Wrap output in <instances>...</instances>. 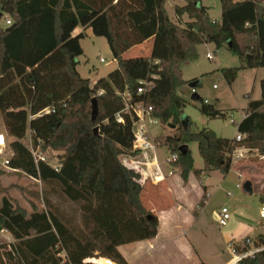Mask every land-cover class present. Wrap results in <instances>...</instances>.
Here are the masks:
<instances>
[{
	"label": "trees",
	"instance_id": "obj_1",
	"mask_svg": "<svg viewBox=\"0 0 264 264\" xmlns=\"http://www.w3.org/2000/svg\"><path fill=\"white\" fill-rule=\"evenodd\" d=\"M181 1L173 8V20L165 9L166 0H0V11L11 20L6 27L0 25V112L6 132L15 138L9 144L12 152L7 167L57 184L61 195L78 205L83 220L80 230L51 209L47 200L46 211L34 208L27 212L2 197L0 229L14 240V244L3 245L10 247L6 255L11 264H60L56 254L61 250L70 264H91L82 260L93 256L130 264L118 247L157 235L159 219L141 199L145 183L122 160L139 152L132 148L134 119L124 111V92L131 95V102L143 100L151 106V114L162 126L174 125L173 134L155 137L160 147L179 152L180 145L197 143L202 169L194 167L189 148L184 154L179 152L174 163L184 181L190 173L198 177L214 170L227 174L238 148L264 156V76L259 82L260 98L248 101L246 115L237 124V133L244 135L241 140L220 137L207 127L191 130L188 116L182 122L187 101L178 94L181 86L191 82L182 78L181 67L197 58L199 44L226 46L239 58V66L220 69L228 84L240 69H264V13L259 16L257 12L264 0H220V20L209 16L201 0ZM38 16L50 17L52 36L43 48L49 40L53 46L18 77L13 72V56H18L20 40L27 37L29 44L32 23L25 22ZM78 27L104 37L116 62L115 69L93 84L77 70L83 53L80 40L85 36L82 30L74 33ZM14 32L21 34L15 39ZM7 36L13 39L8 46ZM153 37L151 55L124 57ZM141 81L149 85L137 94ZM93 98L98 107L94 120ZM196 100L201 101L198 109L206 117L225 116L199 95ZM27 131L40 141L42 151L61 152L58 171L47 162H34L22 140ZM256 186L263 200L264 180ZM253 242L263 246L264 235H257ZM239 264H264V249Z\"/></svg>",
	"mask_w": 264,
	"mask_h": 264
},
{
	"label": "rangeland",
	"instance_id": "obj_2",
	"mask_svg": "<svg viewBox=\"0 0 264 264\" xmlns=\"http://www.w3.org/2000/svg\"><path fill=\"white\" fill-rule=\"evenodd\" d=\"M178 3H183V1L166 0L165 2V9L173 20H175L173 8ZM201 3L209 8L208 13L212 19L220 20L222 12L220 0H201ZM5 17L3 15L0 20L2 27L7 26ZM183 19L187 20V16L184 15ZM81 30L84 31L85 36L80 40L83 53L78 57L77 70L82 77L88 78L90 84H93L94 80L106 77L110 71L115 69L116 62L104 37L92 35L89 28L84 30L82 27H78L75 32L78 33ZM19 34L21 33L15 34L13 38H18ZM11 40H8V36L6 37L7 46L8 44L11 45ZM154 41L151 40L144 45L143 48H147V51L143 48H134L128 51L124 57L151 55ZM207 52L213 54V59L206 57ZM197 54L195 60L182 65L181 72L184 80L194 81L197 79L198 84L191 88L186 83L178 89V94L187 101L184 114L192 121L191 130L196 131L207 127L222 137L235 138L237 123L241 120L238 110L246 106L248 101L246 95L250 94L253 99H259L261 96L259 80L263 75V68L240 69L234 82L228 84L220 69L239 66L240 60L236 55L232 54L226 46L216 48L215 44L211 42L199 44ZM13 72L19 77L22 70L20 66H16ZM193 93L198 94L203 101L207 100L206 103L213 104L217 109L222 110L225 116L210 119L201 114L198 109L201 101L192 99ZM2 123L0 112V130H2ZM150 133L154 137H163L173 134V128L168 125L157 124L150 126ZM28 137L29 131L22 139L26 146H29ZM9 144L10 141L7 139L3 152L0 153V204L2 197L6 196L12 200L15 206L31 212L34 208L46 211L49 203L51 209L57 210L64 219L83 230L82 214L78 205L65 199L57 184H46L22 171L13 170L4 165V159H9L12 152ZM188 148L193 157L194 167L202 169L204 163L199 154L197 143L190 142ZM239 152H244L246 155L249 153L244 148L235 150V154ZM43 153L52 162L57 160L61 154V152L53 149H47ZM253 153L258 154L256 151ZM170 154L167 147L158 148V158L164 161L165 170L173 169L175 173L180 172L178 166H171L165 162ZM259 156L262 157L258 154L256 157L249 158L251 163L249 162L247 166L250 171L244 177L238 176L235 165L227 174H222L220 171L203 172L198 177L190 173L186 191L179 194L178 190L175 189L178 198L175 203L172 199L155 203L157 210L152 211V213L157 214V217L160 212H158L159 209L162 208L163 211L172 208L171 212H165L161 216L162 219L159 220L158 233L154 239L156 244L150 245L153 239L140 240L136 243L122 245L121 251L131 264H194L198 257L206 264H227L232 259V255L227 249V243L230 241L227 238L232 233L230 232L232 227H235L236 224L246 225L255 234L253 238L257 235H264V219L259 216L260 207L263 205L259 188L253 186L252 193L243 190V183L246 180H251L255 185L261 184V181L264 180V161L259 159ZM140 176L145 185L151 183V177L148 173L142 171ZM228 192L231 195L228 196ZM202 194L204 195L202 196ZM176 203L179 204L180 208H176ZM222 206H227L231 217L225 226L219 227L215 222L214 213L218 212ZM201 207L202 211H200ZM153 209H155L154 206ZM193 216L196 218L192 219ZM171 233H174L173 235L176 237H173ZM8 236L10 235L8 234ZM1 239L6 240V235L2 236ZM231 240L238 239L233 238ZM8 264H11L9 260Z\"/></svg>",
	"mask_w": 264,
	"mask_h": 264
},
{
	"label": "crops",
	"instance_id": "obj_3",
	"mask_svg": "<svg viewBox=\"0 0 264 264\" xmlns=\"http://www.w3.org/2000/svg\"><path fill=\"white\" fill-rule=\"evenodd\" d=\"M178 4H182V3H178ZM25 23H26V25L29 24V23L30 24L32 23L31 27H30V28H32V35H31V38L29 39V44L26 43L28 41L27 37H25V39L27 40V41L25 40L26 42L25 41L23 42L22 40H20L19 41V43H20V47H19L20 51L18 53V56L14 57L12 55L14 63H15V66H20V69L22 70V72L29 71L31 69V67L33 65H35L36 62L43 55H45L47 52H49L51 50L52 46H53V43L51 42V40H49L50 41L49 42L50 43L49 46L46 49L43 48L45 40L48 37L52 36L51 19H50L49 16H38V17H35V18L29 20L28 22H25ZM25 23L23 25H25ZM23 25L21 27H24ZM15 33H17V32H14V34ZM74 33H76V32L74 31ZM14 34L12 33L11 35H14ZM153 39H154V37L149 39V40H147V41H145V42H143V43H141V44H139V45H137L134 48H141L142 49L146 43L150 42ZM134 48H132V49H134ZM143 49L145 51H147V48H143ZM263 76H264V69H263L262 77ZM260 80H259V82H260ZM95 81L96 80H94V82ZM259 88H260V86H259ZM260 95H261V93H260ZM246 98L248 99V101L249 100H256V99H253L250 94H247ZM248 101H247V103H248ZM246 107H247V104H246L245 107H242V108H240V110H238L240 112V115H241V120L246 115V111H245ZM0 132L4 133L6 141H7V139H9L10 142L12 140H15L14 137H12L9 134H7V132H6V130H5L3 125H2V130H0ZM218 136H220V135H218ZM220 137H222V136H220ZM225 138H227V137H225ZM230 139H232V138H230ZM158 148L155 150V152H138V154H136V155L124 156L122 158L123 162L127 166H130L132 168L133 167L136 168V171L138 173H140V175H141L142 171L144 173H148L150 175L151 183H148L147 185L144 186V188L142 190V193H141V199H142L143 203L146 205V207L149 210L153 211V212H154V210H157L156 207H155V203L157 201L160 202V201L165 200V199H167V200H171L172 199L174 201V203H175V201L178 199L176 197V193H175L176 190H178L179 194L180 193L182 194L184 191H186V187L188 186V180L184 181L183 178L180 175V172H176V173L174 172L171 175L168 174L169 170L168 171L165 170L164 165H163L164 161H161L158 158ZM239 153H241L243 155L242 159L240 161H238V162L232 163L231 167L235 165V167L237 168L236 170L238 172V176L239 177L240 176L244 177L246 175V173H248L250 171V168L247 166V164L249 162L251 163V161H249L250 160L249 158L252 157V156L256 157L258 154L253 153V152H249L247 155L244 154V152L243 153L239 152ZM258 158L259 159H263V161H264V156H262V157L259 156ZM156 162L159 165V169H160L161 174L164 176V178L162 180H153V178H154L153 176L157 173L155 170H158V172H159V169L155 165ZM239 167H243L244 171L240 172L239 169H238ZM217 171H219V170H214V171H210V172H217ZM252 186H253V184H252ZM204 190H205V186H204ZM203 195L204 194H202V196ZM202 196H201V198H202ZM261 201L264 204V200H261ZM153 206H154L155 209H153ZM175 206L178 209L179 204H177ZM171 210H172V208L170 210H163V211H162V208H161V210L159 209L158 212L159 211L160 212L158 213V219L161 220L162 219L161 216L165 212H171ZM200 211H202V207H201ZM216 213L217 212L214 213V218L216 216ZM195 218H196V216L192 217V219H195ZM262 219H264V218H262ZM230 232H232V233L227 238V240H231L233 238H237V239L241 240L242 238H244L247 235H250L252 238H253V236H255V234H253V232L246 225H242V224H236L235 227H232ZM173 234L174 233H171V235L173 237H176V235H173ZM152 239H153V242L151 241L150 245L154 246L156 244L154 242L155 237L152 238ZM146 240H151V239H146ZM136 242L137 241L132 242V243H136ZM121 246L122 245H120L118 247L119 251L125 257V259L131 264V262L128 260V258L121 251ZM200 263L201 264H206L200 257H198L194 264H200Z\"/></svg>",
	"mask_w": 264,
	"mask_h": 264
},
{
	"label": "built area",
	"instance_id": "obj_4",
	"mask_svg": "<svg viewBox=\"0 0 264 264\" xmlns=\"http://www.w3.org/2000/svg\"><path fill=\"white\" fill-rule=\"evenodd\" d=\"M5 23L9 25L11 23V20L9 18H5ZM206 57L208 59H213V54L211 52L206 53ZM100 61H103V59H100ZM149 83L146 81H141L140 86L137 89V94H143ZM122 99L125 103L124 111L129 112L133 116V125H132V132H133V141H132V148L133 150H138L139 152H155V150L160 147L159 142L156 140L154 136L150 133V126L160 124V121L154 117L151 114L152 107L149 105H146L143 100H137L134 102H131V95L128 92H124L122 95ZM206 103L207 100H204ZM244 137V135L237 133L235 136L236 140H241ZM29 146L27 148L29 149L31 155L33 156L34 162L37 164L39 161L47 162L55 171H58L60 168V162L59 159L52 162L48 156H46L43 151L40 148V141L34 140L29 132V137L27 139ZM6 145L5 135L4 133L0 132V153L3 152V148ZM170 156L165 159V162L171 166L174 165V163L177 162L179 158V152H170ZM243 155L241 153L235 154L233 153L232 160L233 162L241 159ZM4 165H8V158H5L3 161ZM125 164V163H124ZM126 165V164H125ZM155 165L159 169V165L156 162ZM127 166V165H126ZM134 171H136V168H132L130 166H127ZM137 172V171H136ZM159 176L155 174L153 177V180H162L164 176L161 174L159 169ZM174 173V170L171 169L168 171V174L171 175ZM143 179L140 178V182L143 183ZM236 186H239L237 184ZM228 196L231 195L230 192L227 193ZM259 216L260 218H264V204L261 205L259 210ZM231 215L227 208V206H222L220 210L216 213L215 216V222L216 224L221 227L225 226L230 219ZM6 233V234H5ZM8 232L6 230L0 229V264H8V257L6 255L7 252H9L10 247L5 246L4 244H14V240L11 236H8ZM6 235V240H2L1 237ZM10 235V234H9ZM248 246L244 250H240L243 246ZM227 249L232 255V259L227 264H239L240 261L247 257L252 255L254 252L264 249L263 246H255L253 242V238L250 235L245 236L241 240H230L227 243ZM57 257L60 259V264H70L68 256L64 250L59 251L57 254ZM83 263H91V264H116L114 260H112L109 257H103V256H93L89 258H85L82 260Z\"/></svg>",
	"mask_w": 264,
	"mask_h": 264
},
{
	"label": "water",
	"instance_id": "obj_5",
	"mask_svg": "<svg viewBox=\"0 0 264 264\" xmlns=\"http://www.w3.org/2000/svg\"><path fill=\"white\" fill-rule=\"evenodd\" d=\"M257 12H258V15L259 16H262L263 13H264V7L262 5H258L257 6ZM3 16V13L2 11H0V20ZM198 84V81L197 80H194V81H191L188 83L189 87L191 88H194L196 85ZM194 90V89H193ZM191 98L196 100L197 98V94L196 93H193L191 95ZM97 112H98V107H97V103H96V99L93 98L92 99V110H91V118L94 120L96 115H97ZM186 115L184 114L182 116V122L185 123L186 122ZM171 128H174V125H170ZM97 131H98V128L95 127L94 128V133L97 134ZM188 149V145L187 144H183V145H180L178 150L181 154H184L186 152V150ZM243 190L247 193H252L253 192V186H252V183L251 181L249 180H246L244 183H243ZM263 200H264V193H263Z\"/></svg>",
	"mask_w": 264,
	"mask_h": 264
},
{
	"label": "bare ground",
	"instance_id": "obj_6",
	"mask_svg": "<svg viewBox=\"0 0 264 264\" xmlns=\"http://www.w3.org/2000/svg\"><path fill=\"white\" fill-rule=\"evenodd\" d=\"M155 171L157 172V173H156V174H157V176H159L158 170H155Z\"/></svg>",
	"mask_w": 264,
	"mask_h": 264
}]
</instances>
